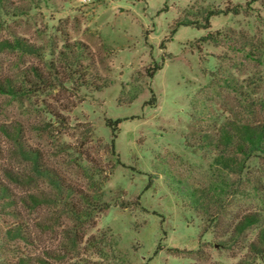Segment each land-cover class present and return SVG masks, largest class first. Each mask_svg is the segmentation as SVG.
I'll list each match as a JSON object with an SVG mask.
<instances>
[{
  "label": "rangeland",
  "instance_id": "rangeland-1",
  "mask_svg": "<svg viewBox=\"0 0 264 264\" xmlns=\"http://www.w3.org/2000/svg\"><path fill=\"white\" fill-rule=\"evenodd\" d=\"M248 1L8 0L0 10V42L36 49L1 52L0 78L38 90L0 94V124L109 205L88 250L53 264H264L250 251L257 225L234 231L249 213L264 222V155L237 172L215 160L224 125L264 121V0L226 14ZM210 11L225 14L207 23ZM33 166L0 133V175L15 178L0 203V264L67 255L72 220ZM205 194L210 206L197 211ZM17 224L30 241L7 233Z\"/></svg>",
  "mask_w": 264,
  "mask_h": 264
},
{
  "label": "trees",
  "instance_id": "trees-1",
  "mask_svg": "<svg viewBox=\"0 0 264 264\" xmlns=\"http://www.w3.org/2000/svg\"><path fill=\"white\" fill-rule=\"evenodd\" d=\"M261 0H250L244 6L236 5L235 9L227 11L226 14H240L247 7H251L252 4H255ZM8 0H0V10L4 11L7 7ZM220 14H225L224 12H209V16L205 19L207 23L210 22V19ZM18 17L19 15H13ZM0 20V24H1ZM182 25H189L181 24ZM208 28H210L208 26ZM212 36V35H209ZM208 36V37H209ZM207 38V37H206ZM202 40H205L202 39ZM14 50L20 51L22 53L33 54L36 51L35 47L27 42L26 39L16 38L15 40H4L0 42V53L4 51ZM156 69L151 71L150 76H154ZM39 75V73H38ZM40 76V75H39ZM41 77V76H40ZM42 78V77H41ZM42 82L43 79H40ZM38 92V90L25 89V86L22 84L16 83L11 77L4 76L0 78V94H8L13 97H24V96H33ZM152 104V103H150ZM121 120L115 121L114 123L109 122V125L117 126L115 131L118 130V125ZM18 131V132H17ZM220 136L217 139L218 145L217 150L219 154L216 156V164L222 167L225 170L237 172L244 168V164L247 158L252 157L256 154L264 155V121L258 122H235L232 121L227 125H224L220 129ZM0 133L9 137L11 140L15 141L19 147L21 155L33 161L34 171L40 178L45 179L54 190V195L51 197V201L48 203L52 206H55L61 209L64 214H66L69 219L72 220L73 227L69 229L67 239L68 243L65 245L64 250H66L67 255L51 254L48 253L47 257H28L20 258L18 264H53L52 262L62 261L64 256H68L69 253L76 252L77 258H80V247L84 244V249L88 250L90 247V239L87 238L89 230L93 227L92 222L95 218L96 213L102 212L106 208H109V205L103 202L101 195L96 192L87 193L85 191H78L69 180L59 173L56 168L52 167L43 156L36 151H28L23 148L21 143V132L20 130H11L9 125L0 124ZM115 134V138H116ZM15 180L13 173L7 171L4 175H0V203L2 201L7 202L11 200L12 191L8 185V180ZM210 196L205 194L203 197L198 198V203L195 202L197 206V211L201 208H209L211 199H207ZM211 197V196H210ZM30 198L34 204H39V197L31 195ZM207 199V200H206ZM25 204L30 202L23 200ZM9 203L11 204L12 201ZM40 206L43 205V201L40 202ZM208 205V206H207ZM207 210V209H206ZM19 216V214H18ZM218 219L216 216H210L209 220ZM94 224V223H93ZM257 225V234L255 235V241L251 243L250 251L254 254L260 255L259 259H264V222L259 213H249V215L243 216L240 218L235 226V232L238 235H242L248 230V228ZM7 233L12 238H20L24 241H30L31 235L27 234L23 226L17 224L14 229H9ZM80 250V251H79ZM85 256V254H84ZM257 256V255H256ZM52 261V262H51ZM84 261V259H82Z\"/></svg>",
  "mask_w": 264,
  "mask_h": 264
},
{
  "label": "built area",
  "instance_id": "built-area-1",
  "mask_svg": "<svg viewBox=\"0 0 264 264\" xmlns=\"http://www.w3.org/2000/svg\"><path fill=\"white\" fill-rule=\"evenodd\" d=\"M99 0H82L83 4L88 5V4H92V3H96Z\"/></svg>",
  "mask_w": 264,
  "mask_h": 264
}]
</instances>
